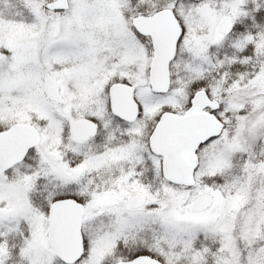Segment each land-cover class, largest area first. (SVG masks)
Here are the masks:
<instances>
[{"label": "snow or ice", "instance_id": "1", "mask_svg": "<svg viewBox=\"0 0 264 264\" xmlns=\"http://www.w3.org/2000/svg\"><path fill=\"white\" fill-rule=\"evenodd\" d=\"M0 264H264V0H0Z\"/></svg>", "mask_w": 264, "mask_h": 264}]
</instances>
